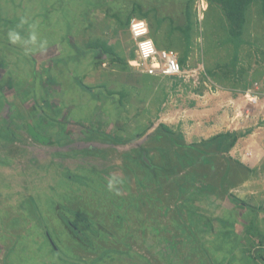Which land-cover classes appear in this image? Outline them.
Segmentation results:
<instances>
[{
    "label": "rangeland",
    "instance_id": "374dc122",
    "mask_svg": "<svg viewBox=\"0 0 264 264\" xmlns=\"http://www.w3.org/2000/svg\"><path fill=\"white\" fill-rule=\"evenodd\" d=\"M49 1L54 5L0 0V264H264V232L251 229L249 215L246 227L235 226L227 209L236 199L245 210L253 207L255 219L264 208V159L254 163L264 153L260 4L246 11L243 33L233 38L217 8L202 11L204 0H196V19L202 16L193 27L198 49L189 58L184 54L182 63L186 70L198 68L196 83L191 75L138 72L132 66L135 46L126 35L113 54L89 49L101 39L77 37L87 20L78 0ZM34 4L51 8L37 16ZM12 31L22 41L35 31L37 42L13 43ZM216 85L227 91L226 100L232 98L227 111L235 115L234 124L226 128L245 137L235 157L254 159L252 173L240 172L245 181L231 187L223 175L226 157L218 155L211 174L193 165L153 175L141 159L155 167L174 158L158 126L187 144L200 142L193 138L199 126L194 109L199 101L209 105ZM27 124L53 142L36 140ZM91 130L124 142L91 137ZM112 177L120 182L110 190ZM222 177L226 194L218 186L200 191L198 181L219 185ZM252 218L250 224L257 225ZM67 221L95 247H82ZM106 249L117 255L106 258ZM102 253L105 258L94 263Z\"/></svg>",
    "mask_w": 264,
    "mask_h": 264
},
{
    "label": "crops",
    "instance_id": "0c3cea01",
    "mask_svg": "<svg viewBox=\"0 0 264 264\" xmlns=\"http://www.w3.org/2000/svg\"><path fill=\"white\" fill-rule=\"evenodd\" d=\"M88 2L79 1L78 0V7L83 14V12L87 13V20L85 25L82 26V33L81 36H77L82 38V42L84 37L87 38L94 37L101 39V43L107 48H109L113 54V47L118 46V44L121 45L124 36H129L128 31V21L132 17H136L139 19L144 20L147 23L148 29H149V35L152 38L155 46L160 50H167L175 52L178 55L182 56L180 58H183L184 54H188V58L190 55H194L197 52L199 40L194 41L193 39V27L196 30V25L198 21H200L202 18L198 17V20L196 19V9H197V2L196 0H87ZM48 5H54L53 2L49 1ZM206 6L201 4L202 11H206L208 8H217V14H221L223 16V22L225 25H227L225 17L223 15V12L216 4H209L207 0H204ZM87 5L86 10H82V6ZM76 6V7H77ZM77 7V8H78ZM50 6L43 7L41 10H38L36 8V5H33V9L35 14L42 15V13L47 14V12L50 10ZM22 14V12H21ZM37 16L35 19L37 20ZM80 19V18H79ZM41 21H44V19H40ZM83 18H81V21ZM193 20V24H192ZM188 30L185 32V30ZM228 29V26H227ZM87 30V34H86ZM91 30H96L93 35L91 33ZM190 31V33H189ZM86 34V35H85ZM73 36V34H72ZM128 37V38H129ZM73 43V37H70ZM131 39V38H130ZM132 43L133 41L130 40ZM64 43V42H63ZM87 46H90L86 44ZM134 45V43H133ZM100 48H93L90 47L89 49H96L100 50ZM87 48V47H86ZM88 49V48H87ZM82 52H84L82 50ZM179 57V56H178ZM179 59V58H178ZM216 85V88L214 91H212L209 98V107L206 106L204 102H200L197 104L196 108L194 109V115H198L197 119H195V123L199 125L196 126V131H194L193 138L201 141L211 138L212 136L219 134V133H225V132H232L236 130L237 128L229 129L226 127H230L234 124V118L235 115L233 113L230 114V111L228 110V105L230 106V103L232 100L228 99L226 100L225 93L227 94V91H220L222 90L220 86ZM224 93V96H223ZM228 96V95H227ZM249 96V95H247ZM201 100H203L204 97H200ZM251 101L252 99H249ZM228 101V102H225ZM202 106V107H201ZM237 116V114H236ZM239 116V115H238ZM229 119L227 120V118ZM231 121H233L231 123ZM235 124H240L239 121ZM207 125V126H206ZM230 125V126H228ZM241 125V124H240ZM239 125V126H240ZM245 132V131H243ZM240 133V132H238ZM191 135V134H190ZM245 137H240L236 141L235 146L229 151L228 155L231 159L239 161L242 166L235 165V168L231 169V175H229L227 178H231L233 181V186H239L241 185L245 179V175L243 178H240L239 173L246 172L247 170H251L253 162L252 159L246 158L249 155H243L240 153L241 158L238 159L235 157L236 149H238L240 142ZM257 152V151H256ZM260 158L257 160H254V163H258L259 160L264 159V153L261 151V154H259ZM255 158V157H254ZM246 159H249L248 162ZM251 160V161H250ZM247 164V165H246ZM251 165V166H250ZM243 168V169H242ZM213 170V168H212ZM225 171V168L223 169V173ZM236 171V172H235ZM238 172V175L235 173ZM238 177V178H237ZM236 180V182H235ZM243 186V185H242ZM234 202L236 203H229L227 209L228 213H231V221L233 220V224L235 226H245V221L248 218H245L247 215L251 216L249 218V225L253 231L257 232H264V208H261L260 210H257L259 212L260 217L255 218V214H253L254 210L253 207H245L246 210L243 208L245 206L243 202L241 203V207L237 205V200L234 199ZM239 203V202H238ZM264 207V204H262ZM252 211V212H250ZM262 216V217H261ZM253 217V218H252ZM251 218L253 220L257 221V225L255 223L250 224ZM238 220L240 224L236 221ZM247 227V228H250ZM240 246H237V249H239ZM241 251L246 253L245 246L241 245ZM232 258V257H230ZM229 257H227V260ZM227 263V262H226ZM225 263V264H226Z\"/></svg>",
    "mask_w": 264,
    "mask_h": 264
},
{
    "label": "trees",
    "instance_id": "16d2710c",
    "mask_svg": "<svg viewBox=\"0 0 264 264\" xmlns=\"http://www.w3.org/2000/svg\"><path fill=\"white\" fill-rule=\"evenodd\" d=\"M209 4H216L219 6L221 11L223 12V15L225 17L227 26H228V34L230 37L233 38H240V36L243 33L245 22H246V11L251 7L252 4L259 3L260 4V10H261V15L264 18V0H207ZM130 20V19H129ZM129 24V21H128ZM101 46V52L102 53H107L111 54L112 51L104 46L103 44H94L93 48H100ZM179 62L182 65L184 63L183 58H179ZM183 66V65H182ZM84 89V86L81 87ZM87 89V87H86ZM27 132L34 137L36 140L42 142V143H52L53 141L51 140L50 137L43 136L39 132H37L34 127L30 124H27ZM89 135L94 138H102L106 139L107 141L113 142V143H123L124 140L117 136H113L104 132L100 131H87ZM156 133L159 136H162L164 142L169 145V149L173 150L174 158H169L165 162L164 165L162 166H155L153 167L150 163L145 162L143 159L142 165L147 168L150 172L156 174L153 175H160L162 173L169 172V170L175 169L176 167L183 169L185 166H192L195 165L193 168L198 170L200 168H205L210 174L212 171V168L214 167V160L215 157L218 155H221L222 157L225 156L224 158V163H225V171H224V176L227 177L228 173L231 175V169L235 168V165L237 166H242L239 161L231 159L228 155L229 151L235 146L236 141L238 138L241 136L239 133L235 132H225V133H219L214 136H212L209 139L206 140H201L200 142L192 143V144H187L184 141L178 138L169 128H167L165 125L160 124L158 128L156 129ZM165 146V145H164ZM163 149L166 150L165 147ZM170 152V151H169ZM162 156H166L163 153H161ZM168 157V156H167ZM153 163V162H152ZM167 166L169 167L168 169L164 167ZM243 169V168H242ZM246 172L252 173V170H247ZM233 175V173H232ZM223 176V177H224ZM222 177L220 184H215V183H205V181H198V186L200 191L203 189H211L215 190L216 187H221L224 188L222 194H226L227 190L224 187V178ZM189 180H193V178L187 177ZM82 220V223L85 224V222ZM40 222V221H39ZM68 228L72 230L73 234L75 236L77 235L79 238L78 240L80 241V245L82 247H85L86 249H91L94 248L96 243L94 240H91L89 237L87 238V241H85V238H82L84 236L83 232L80 231L76 226L71 222L67 221ZM87 230L93 231L91 224L85 225ZM76 230V231H74ZM82 232V233H81ZM95 233V232H94ZM80 234V236H79ZM96 235V233L94 234ZM98 234L96 236V239H98ZM83 240V241H82ZM109 251H105V254H107L106 258L108 257H114V255H117L116 252L110 251V249H106ZM89 251V250H88ZM104 254L102 253L99 258L94 261V263L102 261V257ZM110 259V258H109Z\"/></svg>",
    "mask_w": 264,
    "mask_h": 264
},
{
    "label": "built area",
    "instance_id": "2783aa9c",
    "mask_svg": "<svg viewBox=\"0 0 264 264\" xmlns=\"http://www.w3.org/2000/svg\"><path fill=\"white\" fill-rule=\"evenodd\" d=\"M128 31L136 53V60L132 66L138 72L150 77L172 79H181L191 75L194 81L198 82V68L186 70L180 64L175 52L158 49L149 35V29L144 20L132 19Z\"/></svg>",
    "mask_w": 264,
    "mask_h": 264
},
{
    "label": "clouds",
    "instance_id": "9594fccd",
    "mask_svg": "<svg viewBox=\"0 0 264 264\" xmlns=\"http://www.w3.org/2000/svg\"><path fill=\"white\" fill-rule=\"evenodd\" d=\"M24 23H27V20H23L21 21V24H24ZM9 39L13 42V43H17V42H23L25 44H35L37 42V35L35 33V31H33L31 34H30V37L28 40L26 41H22V37L20 36V34L16 31H12L9 33ZM120 181H119V178L118 177H112L110 180H109V183H108V187L109 189H113L114 186L116 184H118Z\"/></svg>",
    "mask_w": 264,
    "mask_h": 264
},
{
    "label": "water",
    "instance_id": "95a60500",
    "mask_svg": "<svg viewBox=\"0 0 264 264\" xmlns=\"http://www.w3.org/2000/svg\"><path fill=\"white\" fill-rule=\"evenodd\" d=\"M144 161L148 163V161L146 159H144ZM47 238H48L50 244H52L53 248L56 249L53 242L51 241L50 237H48V235H47Z\"/></svg>",
    "mask_w": 264,
    "mask_h": 264
},
{
    "label": "bare ground",
    "instance_id": "6f19581e",
    "mask_svg": "<svg viewBox=\"0 0 264 264\" xmlns=\"http://www.w3.org/2000/svg\"><path fill=\"white\" fill-rule=\"evenodd\" d=\"M204 2V1H203ZM204 4V3H203ZM132 19H138V18H132ZM132 19H130V21L132 20ZM129 24H130V22H129ZM129 24H128V26H129Z\"/></svg>",
    "mask_w": 264,
    "mask_h": 264
},
{
    "label": "flooded vegetation",
    "instance_id": "af4514ba",
    "mask_svg": "<svg viewBox=\"0 0 264 264\" xmlns=\"http://www.w3.org/2000/svg\"><path fill=\"white\" fill-rule=\"evenodd\" d=\"M51 138V137H50ZM52 140V139H51ZM53 141V140H52Z\"/></svg>",
    "mask_w": 264,
    "mask_h": 264
}]
</instances>
